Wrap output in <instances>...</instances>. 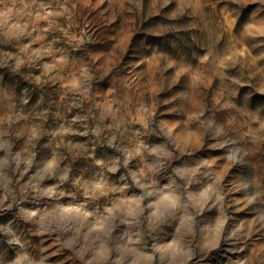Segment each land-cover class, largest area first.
<instances>
[{
  "label": "rangeland",
  "instance_id": "obj_1",
  "mask_svg": "<svg viewBox=\"0 0 264 264\" xmlns=\"http://www.w3.org/2000/svg\"><path fill=\"white\" fill-rule=\"evenodd\" d=\"M0 264H264V0H0Z\"/></svg>",
  "mask_w": 264,
  "mask_h": 264
},
{
  "label": "clouds",
  "instance_id": "obj_2",
  "mask_svg": "<svg viewBox=\"0 0 264 264\" xmlns=\"http://www.w3.org/2000/svg\"><path fill=\"white\" fill-rule=\"evenodd\" d=\"M189 258H191V257H189Z\"/></svg>",
  "mask_w": 264,
  "mask_h": 264
}]
</instances>
